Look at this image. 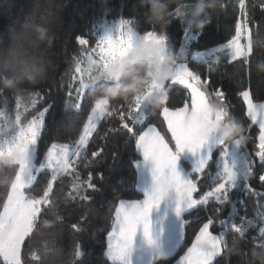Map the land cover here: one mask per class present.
I'll use <instances>...</instances> for the list:
<instances>
[{"label": "snow or ice", "instance_id": "1", "mask_svg": "<svg viewBox=\"0 0 264 264\" xmlns=\"http://www.w3.org/2000/svg\"><path fill=\"white\" fill-rule=\"evenodd\" d=\"M253 7L264 10V0ZM173 14L183 18L186 12L174 9ZM249 20L248 0H238L234 34L227 42L233 62L243 60L247 64L249 57L252 56L250 41L252 29L256 26L250 24ZM134 40L131 21L122 22L119 35L115 39L108 36L90 44L87 38L77 37L80 52L73 58L75 67L72 77L77 99L73 105L75 108H79L80 102L96 88L93 87L94 78L86 71L85 62L94 59L98 62L99 68L106 71L116 66L134 50L137 46ZM142 41L155 42L161 46L162 51L157 57L161 62L170 59L166 54L163 35L149 31ZM173 71L175 76L167 84L153 83L143 95L135 96L130 102L113 103L107 97L96 96L94 106L83 124L78 139L72 143L47 144L44 141L45 115L50 106L30 119L26 117L25 114L30 108L35 109L38 99L42 98L40 92L33 91L24 96L15 94V107L11 113L7 108L0 109V159L11 158L16 162L13 180L9 184L5 199L0 202V264H24L22 249L25 242L33 236L41 214L56 207L54 201L57 199V191H63L65 178H71V191L64 194L65 200L88 201L91 197L87 195V190L99 191L93 183L92 172L89 171L87 178L82 179L80 168L88 166L90 156L99 157L104 151L102 146L95 144L94 150L90 151L89 144L101 121L114 117L118 118L119 128L108 131L124 130L129 138L135 141L136 148L143 154L144 162L151 164L152 187L146 191L143 200H118L110 230L106 233V258L110 264H137L138 239L141 236L149 245L155 244L151 213L165 201L163 185H167L171 193L168 200H172L174 194L175 211L178 216L197 206L207 205L210 201L221 206L228 204L231 192L237 188L256 193L248 180L253 175L257 163L264 165V103L254 102L250 91L243 90L239 93L246 106L244 116L248 121L247 133L253 126H258V141L252 151L245 146L249 139L247 133L231 144L218 138L213 145L210 140L201 139L198 135L201 127L212 122L209 96H214L226 106L224 111L216 114L217 122L228 113L235 114L232 112L234 106L227 101L222 88L209 90L212 65L207 70L209 75L203 78L199 71H192L186 66L175 69L173 67ZM176 86H182L186 95L179 105L172 106L169 103L170 91ZM157 92L167 94L169 98L167 105L154 114L142 111L149 97ZM71 94L70 92L69 95ZM3 103L9 106L10 101L5 97ZM189 112L203 117L199 127L185 126V117ZM157 114L166 124L169 134L167 137L150 122V117ZM108 131L104 132V136H107ZM213 147L220 149L223 160L218 175L210 171V165H214ZM233 147L242 149V167L239 169L230 160ZM186 150L199 156L195 174L190 179H185L177 169L180 154ZM40 173L46 176L42 183L38 181ZM212 175H216L214 182L211 179ZM205 176L208 177L210 187L201 192L200 181ZM99 178L103 179V174H100ZM259 180L264 183V174L260 175ZM189 223L190 221L185 218L183 243L180 248L183 255L179 256L176 264H214L226 250L229 231L250 241L254 248H264V216H260L259 219L244 218L239 223L224 218L216 221L209 216L206 222L199 226L190 244H186V227ZM217 224L220 230L212 231ZM72 228L80 230L77 224H73ZM250 230L252 235L246 236ZM83 255L81 246L77 244L74 256L79 258ZM176 255L177 253L171 259ZM30 256L33 261L43 264V257L40 254L32 252Z\"/></svg>", "mask_w": 264, "mask_h": 264}, {"label": "trees", "instance_id": "2", "mask_svg": "<svg viewBox=\"0 0 264 264\" xmlns=\"http://www.w3.org/2000/svg\"><path fill=\"white\" fill-rule=\"evenodd\" d=\"M197 2L198 0H173L170 6L171 22L167 28H164L150 22V5L142 7L141 0H51L50 3L39 0L40 13H45L46 8L53 13L49 16V20L56 34V40L54 46L47 50L53 60L47 78L35 88H30L28 92L29 94L33 91L40 92L42 98L38 99L36 108H30L25 115L30 119L50 106L45 115L44 141L47 144L72 143L78 139L83 124L94 106L96 96L89 93L80 102L79 108L73 106L77 102L72 83L75 67L73 58L80 52L77 37L87 38L90 44L94 43L98 40L103 24L114 20L131 21L132 29L139 35H145L149 31L163 35L176 61L174 67L178 64H187L190 70L199 71L203 78L209 75L207 70L212 65L209 90L222 88L226 93L227 101L234 106L232 112L243 118L247 124V118L244 116L246 106L239 93L243 90L250 91L254 102L264 103V72L258 71L255 67L258 62L264 60V51H261V45H264V10L253 7L259 5L261 0H248L249 22L259 27V31L252 29L251 48L253 50L255 44L256 52L252 51L251 63L247 64L243 60L231 61L227 52L218 54V60L217 57L209 61L193 59L197 52L209 51L227 44L228 39L234 34V24L238 17V0H210L216 4V7L203 15L196 11ZM181 4H184L183 8L180 7ZM36 6L37 0H0V50L8 48L12 34L26 27L27 17ZM58 6H63L62 10ZM174 9L186 12V15L183 18L176 17L173 14ZM200 21H206L203 29L196 28V24ZM148 76L151 77V72ZM122 82V76L117 82L100 79L94 83L93 87L96 88L92 90L100 92ZM0 89L3 90L0 91V109L7 108L11 113L16 102L15 93L6 91L2 87ZM185 95L183 87L176 86L170 91L169 103L177 106ZM5 97L10 101L9 106L3 103ZM222 109L225 110V107ZM145 112L154 114L150 103ZM226 121L229 124L227 119ZM150 122L155 124L166 137L169 135L165 122L158 114L151 116ZM113 128H119L118 118L101 121L90 141L89 150H94L93 144H95L102 146L104 151L99 157L90 156L88 166L80 168L82 179L87 178L89 171L92 172L93 183L99 191L87 190V195L91 197L88 201L65 200L64 194L71 191V178H65L63 191H57V199L54 201L56 207L41 214L33 236L25 242V247L22 249L24 264H39L31 259L32 252L43 257V264H110L106 258V233L110 230L118 200L131 201L142 198V194L137 190L138 175L135 164L139 155L135 141L130 139L124 130L108 131ZM105 131H108L107 136H104ZM247 135L249 139L245 142V146L252 151L258 141V127L253 126ZM219 150L218 148L212 156L214 165H210V171L216 175L220 170L216 160ZM183 165L192 178L195 172L190 164L183 161ZM0 168H3L0 172V202H2L13 180L16 163L10 166L0 164ZM100 174H103V179L99 178ZM262 174H264V165L257 163L253 175L248 180L256 193L237 188L231 192V200L228 204L221 206L210 201L207 205L197 206L186 213L184 220L186 218L190 221L186 227V244H190L199 226L202 222H206L209 216L216 221L224 218L235 220L237 223L244 218L259 219L260 216H264V183L259 180ZM216 175L211 177L213 182ZM44 179H46L45 174L40 173L38 181L42 183ZM208 187L210 183L205 176L200 181L201 192ZM59 217L62 219H58ZM44 220L57 221L56 228H45ZM73 224H77L80 230L73 229ZM219 230L218 224L212 229L214 232ZM233 235L235 234L231 231L227 233L229 242H233ZM250 235H252L251 230L246 233V236ZM77 244L84 252L79 258L74 256ZM181 245L175 257L171 259L176 253L167 256V260L159 261V264H176L179 256L183 255V250H180ZM239 248L240 255L229 254L225 250L214 264H247L246 257L251 251L264 250V248H254L253 244L245 239H241ZM152 264H157V258Z\"/></svg>", "mask_w": 264, "mask_h": 264}, {"label": "clouds", "instance_id": "3", "mask_svg": "<svg viewBox=\"0 0 264 264\" xmlns=\"http://www.w3.org/2000/svg\"><path fill=\"white\" fill-rule=\"evenodd\" d=\"M50 3L51 0H45ZM173 0H141L142 7L150 5V22L161 25L164 28L170 24L169 19L172 16L170 6ZM184 4L180 7L183 8ZM61 10L63 6H58ZM216 4L210 0H198L196 11L201 15L208 13L214 9ZM53 15L50 9H45V13L39 12V0L37 6L27 17L26 27L19 32L11 35L10 43L6 50H0V87L6 91H11L18 96H24L29 92L30 88H35L41 81L47 78L53 60L48 54V49L54 46L56 34L53 32L49 20V16ZM206 21H200L196 24L197 29H203ZM259 31V27H254ZM161 51V46L155 42L142 41L139 45L124 59V69L120 72L119 62L116 66L110 68L109 75L120 74L123 82L110 88H105L100 92L91 90L90 94L105 95L113 102H130L135 96L143 95L147 90V85L151 80H155L161 84H167L171 81L175 72L173 66L176 63L174 59H170L163 64L159 62L149 61V56H156ZM261 51H264V45H261ZM256 52L254 44L253 53ZM251 63V57H249ZM93 60L88 59L85 62L87 71H92ZM255 67L258 71L264 72V60L258 62ZM151 72V77L148 73ZM150 108L155 113L165 107L168 103V96L159 93L153 94L150 98ZM211 105L212 122L199 129L198 135L201 139L210 140L211 138L221 134V139L228 144L244 137L247 133V126L243 118L228 113L226 119L230 127L225 129L222 123L215 120V115L222 108L226 107L222 102L214 96H209ZM203 117L195 113L187 114L185 118V126L199 127ZM14 162L11 158L0 161V164L6 166L12 165ZM3 168H0V172ZM164 198H171L168 186L163 185ZM58 219H62L59 217ZM45 228L54 229L57 221L44 220ZM242 238L233 235V242H226V250L229 254L240 255L241 250L239 244ZM207 247V245H201ZM168 257L163 253L157 257L159 261L167 260ZM247 264H264V250L251 251L246 257Z\"/></svg>", "mask_w": 264, "mask_h": 264}, {"label": "crops", "instance_id": "4", "mask_svg": "<svg viewBox=\"0 0 264 264\" xmlns=\"http://www.w3.org/2000/svg\"><path fill=\"white\" fill-rule=\"evenodd\" d=\"M137 153L139 155V159L135 164L138 175L137 190L142 194L140 200H143L146 191L152 187L151 164L144 162L143 154L140 150L137 149ZM188 154L185 152L181 153L177 164L178 171L185 179H190L191 177L183 165V161L190 164L193 170H196L195 167L197 166L196 161ZM184 215L183 212L179 216L176 214L174 194L172 200H165L159 208L152 210V232L155 244L149 245L142 236L138 239L137 264H152L154 256L157 258L161 253L165 256H172L176 253L183 242Z\"/></svg>", "mask_w": 264, "mask_h": 264}, {"label": "rangeland", "instance_id": "5", "mask_svg": "<svg viewBox=\"0 0 264 264\" xmlns=\"http://www.w3.org/2000/svg\"><path fill=\"white\" fill-rule=\"evenodd\" d=\"M122 22H124V21L123 20H114V21L106 22L105 24H103L102 29H101V32L99 33V36H98V40L99 39H103V38L108 37V36H111L114 39L117 38V36L119 35V31H120V27H121ZM134 34H135V40H134V42L137 43V46H138L139 43L142 42L144 35H139L135 31H134ZM192 38H193V36H191L190 39H192ZM250 44H251V41H250ZM165 48H166V54L170 57V59H174V56L172 55L171 48L168 45L166 39H165ZM161 51H162V48H161ZM222 52H227L228 55H229L230 60H232V53H231V50L227 47V44L221 45V46L216 47V48H213V49H211L209 51L197 52V53L194 54L193 59L195 61H209L211 58L217 57V55L220 54V53H222ZM159 53H157V55L154 56V57L153 56H149L148 57L150 63L151 62H159L160 64H163L164 63V62H161L157 58ZM125 58H123L120 61L121 63H119L120 72H122L123 69H124V64L122 62L124 61ZM92 60H93V65H94L92 71H87V70L86 71L94 78L93 81H92L93 83L97 82L100 79H109V80H112V81H115V82L119 81V79L121 78L122 75H120V74L109 75L108 73H109V70L110 69H108L106 71L105 70H102V69L99 68L98 62L95 61L94 59H92ZM153 83H155V84H161V83H158L155 80H152L151 83H150V85L153 84ZM157 93L162 94L161 92H157ZM149 103H150V99H148L147 104L144 106V109H142V111L145 112V110L147 109ZM210 108H211V105H210ZM221 111H224V110L221 109L219 112H221ZM189 113H192V112H189ZM210 115H211V112H210ZM220 123L223 124V126L225 127V129H227L229 127V124L227 123L225 116L220 121ZM218 138H221V134H217V136L211 138L210 139V143L214 145L215 144V140L218 139ZM217 149H218L217 147H213L212 156H213V154L215 153V151ZM185 153H187V154L189 153L188 155H191L192 158L196 161V163L198 165V161H199V156L198 155L193 154V153H191V152H189L187 150L185 151ZM241 156H242V149H238V148H235V147H233L231 149L230 160H231L232 163H234L236 165V167L238 169L240 167H242V165H241ZM4 159H6V158L0 159V161H3ZM216 160H217V165L221 169L222 164H223V160H222V158L220 156V150L218 152V155H217V159ZM13 163H16V162L14 161ZM196 168H197V166L195 167V169ZM193 171L195 172V170H193Z\"/></svg>", "mask_w": 264, "mask_h": 264}, {"label": "water", "instance_id": "6", "mask_svg": "<svg viewBox=\"0 0 264 264\" xmlns=\"http://www.w3.org/2000/svg\"><path fill=\"white\" fill-rule=\"evenodd\" d=\"M184 66H186V67L189 69V67H188L187 64H178L177 66H175V68H176V67H184ZM175 68H174V69H175Z\"/></svg>", "mask_w": 264, "mask_h": 264}]
</instances>
